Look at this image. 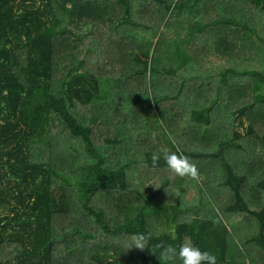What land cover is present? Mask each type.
Returning a JSON list of instances; mask_svg holds the SVG:
<instances>
[{
  "label": "trees",
  "instance_id": "16d2710c",
  "mask_svg": "<svg viewBox=\"0 0 264 264\" xmlns=\"http://www.w3.org/2000/svg\"><path fill=\"white\" fill-rule=\"evenodd\" d=\"M259 31L264 0H0V264H264V70L229 64ZM176 151L198 178L153 166Z\"/></svg>",
  "mask_w": 264,
  "mask_h": 264
},
{
  "label": "rangeland",
  "instance_id": "374dc122",
  "mask_svg": "<svg viewBox=\"0 0 264 264\" xmlns=\"http://www.w3.org/2000/svg\"><path fill=\"white\" fill-rule=\"evenodd\" d=\"M56 12L61 18V24L59 25V27L66 25L68 19L66 18L64 12L61 11V9H59V8L57 9ZM102 22H105V19ZM107 23L108 22H106V24ZM125 24H123L121 27L124 28ZM89 26H90V23L86 22V25L84 28H82V30L84 32L87 31ZM176 28H177V21H174L170 26H165V25L162 26V31L166 32L165 34L168 36H177L176 30H175ZM263 32L264 31H259L255 36L256 39L260 43H263L262 38H261L263 36ZM148 37H150V33L148 34ZM153 39H156V37H153ZM238 62H242V61L239 60V61H237V62L235 61L233 63L232 59L231 58L229 59V64L232 65L236 70H249V69H252L254 71H263L264 70V66H261L258 63L257 64L256 63L255 64H249V63H247V64L241 63L240 64ZM41 150H44V152ZM30 152L34 154L33 156H31L32 159L43 160V159H49V157H50V150H49L48 146L45 147V146H40V144H38V145L33 146L31 148ZM71 152H72V157H73V161L75 164H80L82 162L90 160V158L88 156H85L86 155L85 147L81 142L77 143L76 144V150L75 149L71 150ZM197 205H198V199L197 198L196 199L188 198V197L181 198L180 209L187 208V207H196ZM175 224L176 223H175V219L173 216L161 215L159 220L153 221L150 224V229L155 234L160 233L162 231H167V232H170L171 234L175 235V231H176Z\"/></svg>",
  "mask_w": 264,
  "mask_h": 264
},
{
  "label": "clouds",
  "instance_id": "9594fccd",
  "mask_svg": "<svg viewBox=\"0 0 264 264\" xmlns=\"http://www.w3.org/2000/svg\"><path fill=\"white\" fill-rule=\"evenodd\" d=\"M160 159H162L164 165L176 175L182 177L189 176L193 179L198 178L196 166L178 151L165 152L162 156L160 154H153V166H156ZM132 244L140 247L145 246L142 236L132 237L130 245ZM156 247H160V245H156ZM164 255L169 259L173 257L178 258L180 264H216V256L214 253L208 250H202L199 246L190 242L181 243L177 246H165L160 256L162 260Z\"/></svg>",
  "mask_w": 264,
  "mask_h": 264
},
{
  "label": "crops",
  "instance_id": "0c3cea01",
  "mask_svg": "<svg viewBox=\"0 0 264 264\" xmlns=\"http://www.w3.org/2000/svg\"><path fill=\"white\" fill-rule=\"evenodd\" d=\"M129 28L130 30H131V27H132V25L129 23L127 26H126V28ZM122 28V27H121ZM233 64V63H232ZM232 66V65H231Z\"/></svg>",
  "mask_w": 264,
  "mask_h": 264
}]
</instances>
